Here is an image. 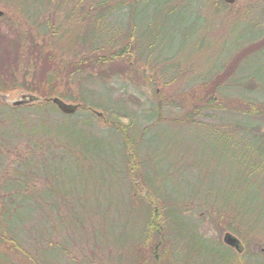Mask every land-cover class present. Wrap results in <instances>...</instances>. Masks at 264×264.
I'll use <instances>...</instances> for the list:
<instances>
[{
  "label": "rangeland",
  "instance_id": "374dc122",
  "mask_svg": "<svg viewBox=\"0 0 264 264\" xmlns=\"http://www.w3.org/2000/svg\"><path fill=\"white\" fill-rule=\"evenodd\" d=\"M31 1L0 0V36L16 39L22 33L25 42L15 75L24 85L1 93L11 100L22 92L45 99L26 86L43 78L35 75L36 54L47 59L51 54L62 79L41 85L55 86L72 96L65 101L81 104L86 102L82 94L91 90L94 96L87 95V102H103L108 108L96 109L122 126L82 109L71 117L86 134L77 127L62 129L58 124L66 120L60 111L51 112L55 123L49 124L50 131L33 132L30 122L21 126L9 120L13 106L0 99V191L9 173L29 163L32 170L46 169L58 189L69 193L72 213L65 223L71 252L54 264H90L84 256L95 244L106 250L97 264H227V249L264 261L259 242L247 245L235 234L243 243L239 252L223 241L229 231L223 209L239 208L264 224V183L260 177L247 178L249 161L258 157L253 138L264 141V117L242 113L246 105L240 100L264 105V46L246 51L264 38V0H220L218 5L214 0H137L131 15L120 7L102 18L106 7L136 1L108 0L92 9L89 19L85 14L96 0H65L63 6L61 0ZM6 42L0 37L2 55ZM122 48L129 55L86 61L82 85L77 77L67 83L66 76L83 56ZM229 64L237 79L255 81L229 88L222 84L213 98L223 107L209 106L201 87L213 74L223 75ZM125 132L133 142L130 151L124 148ZM139 197H151L163 215L168 211L174 216L162 226V238L143 236L146 220ZM52 238L59 240L58 234Z\"/></svg>",
  "mask_w": 264,
  "mask_h": 264
},
{
  "label": "trees",
  "instance_id": "16d2710c",
  "mask_svg": "<svg viewBox=\"0 0 264 264\" xmlns=\"http://www.w3.org/2000/svg\"><path fill=\"white\" fill-rule=\"evenodd\" d=\"M28 1L30 0H24L23 3H29ZM39 1L42 2L41 0H32L31 2L33 4ZM49 1L50 3L53 2V0ZM61 1L63 6L65 0ZM181 1L185 0H176V3ZM214 1L217 5L220 4V0ZM107 2L108 0H96L95 5L91 6L85 15L88 17V19L93 17L90 16L94 12L92 9H98L101 7L99 5H103ZM138 2L139 1L136 0L132 4H127L124 1L122 3L115 4L114 6H108L105 9L103 8L104 10L100 15L102 18H106V16L111 13L112 8L120 9V7L127 8L131 15L132 12L137 8L139 4ZM130 18L132 19L133 17L130 16ZM96 25L98 26L99 24ZM16 34L19 36L16 39H8V37L4 35L0 36L2 39L7 41V53L2 55L1 52L4 50V47H0V75L4 74L6 76L5 78L0 77L1 92L23 87L22 85H24L17 82L18 77L15 75L17 72V66L21 60L20 56L24 54L19 51L20 49H23L25 42L23 43L21 39L20 35L22 33ZM149 46L152 48L154 47V44L152 43ZM262 46H264V38L253 41L249 46L246 47V51L247 53H252L257 49L259 50L262 48ZM97 48L98 47H93L92 51L97 53V51H95ZM127 48L114 50L113 53L108 54L101 53L100 56L96 57L93 55L83 56L81 61H79L77 64H74L75 66L71 68L69 74L66 76L68 81L67 83L72 82L74 78L77 77L79 78V82L82 85V76L80 74L82 71L81 66L83 68L87 62H90L94 58L98 59L101 63L115 59L118 57V55L119 57L123 58L126 54L129 55ZM35 60L36 61L33 65L35 67V75L38 76V74H40L43 76V78L36 80L33 85L30 84L31 86L26 87L29 90L41 92V95L46 98L43 101L30 104L29 106L11 107L10 111L8 112L9 117H7L11 121L16 120V122H18L21 126L25 121H28L32 125L33 132L43 133L47 130L50 131L49 124L52 125L55 123V118L51 116V112H59V110L55 107V105H53L49 98H51L53 94L61 97L62 99L72 96H67L66 94H63V92H59L55 86L48 88L41 85L45 83L46 85L50 86L51 83L57 82L60 79V76L63 75V72H58L59 68H55V61L53 60L51 54H49L48 59L45 57L43 58L41 53L39 56L36 54ZM52 65H54V67H52ZM231 66L232 65L229 64L228 67L224 68L223 70V75L227 73L226 77L221 75L222 72H217L211 76V79H209L206 85L201 87V97L207 100L208 104H210L209 106L212 105L215 106V108L223 107V105L217 104L213 98L214 93L219 91L222 84H225V86L229 88L234 86H243L247 83L250 84V82L255 81V78L253 77H248V80L245 82L241 79H237L236 73L231 69H228ZM259 82L263 83L261 80H259ZM205 88L208 89L205 90ZM90 94L94 96V93L91 92V90H88L87 93L82 94L81 99H84L87 102V95ZM189 94L195 95L194 93ZM101 95L102 94L96 96L100 98L102 97ZM240 100L246 105V108L241 110L242 113H245L249 116L264 117V105L252 100ZM86 102L82 104L79 111L82 109L89 110L90 107L103 108L104 110L108 108V106L103 102H101L103 104ZM115 105L116 107H120L118 104ZM104 114L106 121L113 123L114 126L116 125V127L119 129L122 128L119 123L117 124L116 121L111 120L106 113ZM30 115H33L32 118H29ZM63 117L66 120L65 122L60 124L56 123L61 126L62 129L66 128L69 130V128L77 127L79 132L86 134V131L83 129V127L78 125L79 122L77 119H73L70 115H63ZM248 135L250 136L249 133ZM123 139L125 142L123 143L125 144V150L129 149L130 151L133 142L128 138L126 132L123 134ZM253 139H255L259 145V149L257 151L258 157H256L257 159L249 161L247 168V178L250 179L255 176L260 177L264 183V141L261 139L257 140L256 138ZM72 151H74V148ZM130 154L134 155L133 152ZM45 157L46 156L44 155L42 159L44 158L47 160ZM133 161L136 163L137 158L133 159ZM23 166V170H16L15 172L8 174V180H5L1 188L3 189V191L1 190L3 194L0 191L2 194V203L0 205V264H54L55 262H59L64 259V255L62 254L68 253L69 251L71 252V248L68 246V239L66 236V230H68V226L67 223H65L72 213V204L67 199L69 197V193L65 194L60 189H58L59 186H57V180L50 173H47L46 169L41 170L38 166L35 168L36 171L32 170V167L29 163H26ZM132 175L134 176V174ZM38 183H42L41 188H37ZM134 186L138 187L137 184ZM138 201L140 202L141 206H144L145 212L146 222L145 226H143V236L146 234L147 237L150 238V234H157L161 235L162 238V234L164 233H162L161 228L164 223H169L173 215H171L168 211H166V215H163L164 212H162L158 205H155L156 202L151 197L150 199H147L146 197H139ZM168 210L172 211V209ZM231 210L232 211L229 212L228 209H223V215L224 217H227L228 221L226 222L227 229L231 231V233L238 235L247 245L259 242V245L264 246V224L262 225L259 222L254 221L249 215L241 213L239 208L234 207ZM162 219L168 220L164 222ZM55 221H57V223ZM56 234H58L59 240L52 238ZM195 234L196 233H193V235ZM198 236L211 244L207 239H204L202 235ZM261 238L263 239L262 242H260ZM141 239L142 237H140L138 240H135V242H140ZM88 240H83V243L86 245L93 243ZM74 241L77 242V244L81 243L78 240ZM64 244L67 246L65 247ZM140 244L141 243H139V245ZM207 246L208 248L210 247L209 245ZM104 249V246H97V244H95L92 248L90 247L86 250L89 252V254L85 255L84 257L87 259L88 263L97 264L96 260L100 257V254H104L106 251H104ZM154 250L155 249H153V251ZM229 250L230 249H227L226 251L228 252L225 253L227 264H264L263 260L258 262L254 254H248V256L244 258L242 256L238 257V255L235 256L234 254H231L232 252ZM74 257L76 258V255Z\"/></svg>",
  "mask_w": 264,
  "mask_h": 264
},
{
  "label": "water",
  "instance_id": "95a60500",
  "mask_svg": "<svg viewBox=\"0 0 264 264\" xmlns=\"http://www.w3.org/2000/svg\"><path fill=\"white\" fill-rule=\"evenodd\" d=\"M236 0H224L229 4L235 3ZM0 15H3V11L0 10ZM0 99L4 102H10L13 107H20L23 105L33 104L40 101H43L41 97L36 94L30 92H22L20 97L14 100H11L7 93L0 92ZM49 100L56 106V108L64 115H73L76 114L79 108L82 106L81 103H72L67 102L59 96H53L49 98ZM90 110L93 114L97 115L100 118H104V112L98 110L96 108L90 107ZM223 241L227 246L235 248L237 251H243V243L242 241L233 233L226 232L223 238ZM262 252L264 253V247L262 248Z\"/></svg>",
  "mask_w": 264,
  "mask_h": 264
}]
</instances>
